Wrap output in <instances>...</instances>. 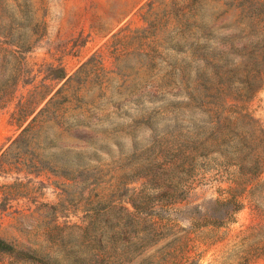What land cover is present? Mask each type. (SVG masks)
Masks as SVG:
<instances>
[{
    "label": "rangeland",
    "instance_id": "374dc122",
    "mask_svg": "<svg viewBox=\"0 0 264 264\" xmlns=\"http://www.w3.org/2000/svg\"><path fill=\"white\" fill-rule=\"evenodd\" d=\"M253 9L252 0H0V236L48 264H73L77 255L85 259L91 250H114L113 243L129 255L96 264H187L193 259L199 264H264V170L253 168L264 158V136L259 132L264 130V87L243 107L257 124L239 118L227 129L234 164L212 159L188 174L180 168L171 175L182 180V187L163 217L176 227L175 236L139 242L125 221L114 218L109 220L120 223L121 233L111 244L106 237L95 242L85 230L92 202L107 199L122 181L136 191L146 182L140 166L162 152L169 140L164 119L155 134L145 123L133 127V142L126 133L140 109L130 102L118 103L112 117L123 132L103 139L105 152L85 153L91 168L86 175L102 180L86 190L72 172L82 143L65 137L55 148L31 136L27 144L15 145L31 120H24L20 104L40 85L48 66L63 67L69 77L77 74L85 82L75 85L82 92L125 93L138 78H151L146 90L153 91L152 86L169 73L172 57L196 68L205 29L214 32L210 52L232 59V52H237L233 46L252 31L259 36L263 28L249 23ZM23 12L26 20H20ZM22 40H27L26 47ZM174 42L178 52L170 50ZM147 61L150 65L141 68ZM232 69H227L228 75ZM229 76L236 79L235 72ZM107 78H115L114 83H106ZM229 86L227 96H237V86ZM147 111L161 115L158 108L148 106ZM234 194L243 207L233 219L219 226L199 221L193 208L205 211ZM211 210L226 212L215 206ZM103 221L98 220L100 228ZM0 264L41 263L7 256Z\"/></svg>",
    "mask_w": 264,
    "mask_h": 264
},
{
    "label": "trees",
    "instance_id": "16d2710c",
    "mask_svg": "<svg viewBox=\"0 0 264 264\" xmlns=\"http://www.w3.org/2000/svg\"><path fill=\"white\" fill-rule=\"evenodd\" d=\"M252 4L254 9L248 17L249 23L253 26L262 25L263 28L259 36L252 31L237 46H233L237 52H232V59L229 55L226 57L210 52L209 46L214 39V32L205 29L202 31L204 43L201 54L194 62L196 68L183 65L177 57H172L168 62L169 73L161 82H156V86H152L155 89L153 91L146 90L147 85L153 81L151 78H138L131 82L132 89L125 93L82 92L75 85L80 86L85 82L78 79L77 74L69 77L63 67L48 66L40 85L21 102L20 110L24 113V120H31L15 145L22 141L27 144L31 136H37L46 144L53 143L55 148L65 137L82 143L84 147L79 148L83 150L77 151V163L72 172L81 179V183L85 185L84 190L91 185L102 184L101 178L96 177V174H92L93 177L86 175L91 168L86 165L85 153L88 149H92L95 155L105 152L107 145L103 139L123 132L119 124L113 122L112 117L118 111V103L130 102L140 109V116L131 120L130 129L126 133L132 137L133 142L136 141L137 134L132 128L138 124L149 125L153 134L157 132L159 121L164 119L168 124L169 140L164 145V150L140 166L144 175L141 177L146 180L143 186L137 191L130 190L126 188L127 182L122 181L107 199L90 204L85 230L94 241L106 237L111 244L120 235V223L114 224L109 218L125 221L124 225L130 228V232L139 242L145 239L155 240L159 236H175L176 227L171 226L170 220L163 217V213L170 211L174 204L172 198L182 187V180L171 177L173 172L182 168L183 173L188 174L200 162L218 158L234 164L232 134L227 129L234 124V119L239 118L257 124L250 115L245 114L243 107L251 99V95L264 87V0H252ZM27 18L28 14L23 12L20 20ZM13 37L11 36V40ZM21 44L26 47L27 40H22ZM178 47V42H174L170 50L178 52ZM250 47L252 51L248 53L246 49ZM149 65V61L140 64L141 68ZM230 67L235 68L231 70V74L235 72L234 80L227 72ZM240 70H243L241 75L238 74ZM114 81L115 78H107L106 83L113 84ZM226 85L233 89L237 86L238 95L227 96ZM231 101L234 104H230ZM108 106L115 112L106 108ZM148 106L158 108L163 118L154 112L149 113ZM199 110H202L200 113L203 112V115L198 114ZM259 132L264 136L262 128ZM242 136L240 134L239 137L244 138ZM116 141H119L118 138ZM261 142L260 144H264V139ZM158 157L163 158V161ZM240 167L243 170L246 168L244 165ZM253 168L259 172L264 170V158H258ZM250 194L253 196L255 190ZM165 197L171 200L159 204ZM212 206L226 208L225 214L212 212ZM242 207L234 194L228 200L209 204L205 211L198 207L193 210L199 214L201 223L219 226L233 219ZM156 218L159 221L154 222L153 219ZM99 219L104 220L102 228L99 226ZM111 247L114 250H91L85 259L77 255L73 264H96L111 259L116 261L129 255L126 252L120 253L114 243ZM7 256L48 264L32 252L24 251L0 236V258ZM187 264H199V261L193 259Z\"/></svg>",
    "mask_w": 264,
    "mask_h": 264
}]
</instances>
